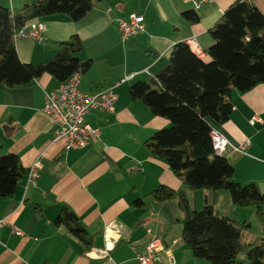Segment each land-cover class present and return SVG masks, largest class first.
<instances>
[{
  "label": "crops",
  "instance_id": "1",
  "mask_svg": "<svg viewBox=\"0 0 264 264\" xmlns=\"http://www.w3.org/2000/svg\"><path fill=\"white\" fill-rule=\"evenodd\" d=\"M235 1L93 0L91 11L79 22L61 15L37 20L44 24V41L14 42L22 63L38 64L53 58L60 43L78 36L82 45L78 58L93 61L92 68L80 75L79 89L94 93L112 87L117 100L113 113L93 110L87 115L98 136L83 149L66 151L63 141H53L52 122L42 112L46 95L60 82L44 74L25 86L0 85V155H17L25 170L14 195L0 197V217L6 221L0 228V264H137L134 250H142L153 236L164 243L159 264H209L194 258L182 242L183 211L178 199L158 203L149 193L156 186H166L183 194L193 210L211 203L212 193L189 189L162 160L146 151L144 141L170 122L131 100L128 89L163 70L178 43L193 39L195 50L205 54L213 44L209 30ZM248 1L264 14V0ZM0 5L16 11L23 1L0 0ZM187 11L197 14L196 23L184 20ZM130 13L143 17L145 29L122 41L118 20ZM231 103L229 119L213 124V130L231 145L223 157L233 166L235 181L253 184L264 194V83L245 93L233 90ZM254 117L257 120L251 123ZM243 143L247 144L243 152L232 150ZM37 160L41 171L35 183L28 184L27 172ZM224 192L218 195L215 211L227 200ZM138 199L141 207L133 204ZM230 204L225 215L236 213L239 221L249 224L241 232L248 243L256 237L248 234L255 212ZM63 206L94 235L91 250L84 252L64 227L54 225ZM108 223L120 227L121 238L105 254L103 229ZM13 227L23 235L18 236Z\"/></svg>",
  "mask_w": 264,
  "mask_h": 264
},
{
  "label": "trees",
  "instance_id": "2",
  "mask_svg": "<svg viewBox=\"0 0 264 264\" xmlns=\"http://www.w3.org/2000/svg\"><path fill=\"white\" fill-rule=\"evenodd\" d=\"M16 11L0 5V85L25 86L44 74L64 82L74 73L86 74L91 59L78 58L81 40L74 35L59 44L57 54L42 63H22L16 53L13 35L26 25L49 16H66L72 22L84 19L93 0H22ZM188 23H196L194 11L184 12ZM213 44L203 57L186 43L169 52L168 65L156 75L132 84L128 93L140 101L152 116L170 122L144 141L146 151L162 160L175 177L193 191L209 190L212 202L193 210L181 193L160 185L149 195L158 203L179 199L184 216L181 239L194 258L209 264H245L238 260L246 249L248 264H264V194L253 184L235 181L233 166L223 156H215L210 133L213 124L225 123L232 112L231 93H245L264 83V14L248 0H236L209 30ZM25 174L17 155H0V197L11 198ZM226 191L236 208H252L261 224V234L245 243L247 222L236 213L220 215L213 206L220 192ZM133 204L141 207V199ZM38 211V209H36ZM54 225L64 227L82 250H91L94 235L81 226L76 214L63 206Z\"/></svg>",
  "mask_w": 264,
  "mask_h": 264
},
{
  "label": "built area",
  "instance_id": "3",
  "mask_svg": "<svg viewBox=\"0 0 264 264\" xmlns=\"http://www.w3.org/2000/svg\"><path fill=\"white\" fill-rule=\"evenodd\" d=\"M208 0H200L206 2ZM145 29L143 17L137 13H130L118 20L117 31L122 41H127L142 33ZM44 24L34 21L13 35L17 39L42 42ZM186 44L193 49L195 54L203 57L204 54L195 50L193 39L187 40ZM80 74L74 73L66 81L59 83L58 87L47 94L42 112L52 122L53 141H63L64 150H78L87 147L92 138L98 136V131L93 129L87 122V115L95 110L103 113H113L117 96L113 88H108L94 93H83L79 89ZM257 117L251 121L254 122ZM212 149L215 156H224L228 147H231L228 139L219 131L212 130L210 133ZM247 144L243 143L232 146V150L241 153ZM41 171V164L35 161L27 172V183H35ZM6 224L0 217V228ZM13 231L22 236L23 233L13 227ZM104 252L107 254L115 247V242L121 238V229L114 223H108L103 229ZM164 249V243L159 237L149 239L142 250H134V259L137 264H159L160 253Z\"/></svg>",
  "mask_w": 264,
  "mask_h": 264
},
{
  "label": "rangeland",
  "instance_id": "4",
  "mask_svg": "<svg viewBox=\"0 0 264 264\" xmlns=\"http://www.w3.org/2000/svg\"><path fill=\"white\" fill-rule=\"evenodd\" d=\"M225 193V195H226V198H227V200L226 201H223L222 200V202H221V204L219 205V214L220 215H225V214H227L226 212H225V209L228 207V204H230L231 202H230V198H229V196H228V193L225 191L224 192ZM178 202H179V199H178ZM230 205H232V203L230 204ZM237 210L239 209L240 210V208H236ZM183 211V210H182ZM197 211H199V210H197ZM183 216H184V213H183ZM183 218V217H182ZM181 218V219H182ZM180 219V220H181ZM178 224H177V222L175 221L174 222V226H177ZM173 226V227H174ZM179 227L182 229V225H181V223L179 224ZM175 231V230H174ZM248 234L249 235H252V236H257V234L258 235H260L261 234V224H260V222L258 221V219L256 218V217H254L253 216V218L251 219V228L249 229V231H248ZM243 239V238H242ZM244 242H245V240H243ZM246 243V242H245ZM246 249H244L240 254H239V256H238V260H241V261H243V262H245V264H248L247 263V260H246Z\"/></svg>",
  "mask_w": 264,
  "mask_h": 264
}]
</instances>
